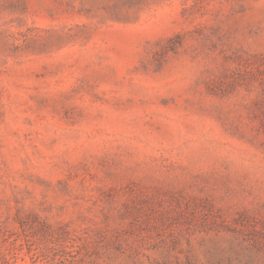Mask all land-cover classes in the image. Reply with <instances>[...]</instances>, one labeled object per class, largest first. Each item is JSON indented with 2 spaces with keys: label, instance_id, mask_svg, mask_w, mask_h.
Returning a JSON list of instances; mask_svg holds the SVG:
<instances>
[{
  "label": "rangeland",
  "instance_id": "1",
  "mask_svg": "<svg viewBox=\"0 0 264 264\" xmlns=\"http://www.w3.org/2000/svg\"><path fill=\"white\" fill-rule=\"evenodd\" d=\"M0 264H264V0H0Z\"/></svg>",
  "mask_w": 264,
  "mask_h": 264
}]
</instances>
